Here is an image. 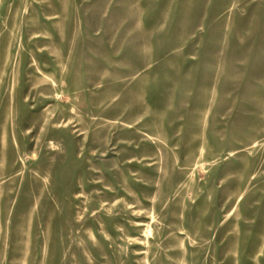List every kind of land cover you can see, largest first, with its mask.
<instances>
[{"label":"rangeland","instance_id":"374dc122","mask_svg":"<svg viewBox=\"0 0 264 264\" xmlns=\"http://www.w3.org/2000/svg\"><path fill=\"white\" fill-rule=\"evenodd\" d=\"M0 264H264V0H0Z\"/></svg>","mask_w":264,"mask_h":264}]
</instances>
